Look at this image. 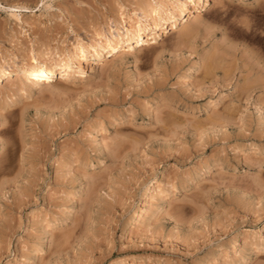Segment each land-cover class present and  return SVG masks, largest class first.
<instances>
[{
	"label": "rangeland",
	"instance_id": "obj_1",
	"mask_svg": "<svg viewBox=\"0 0 264 264\" xmlns=\"http://www.w3.org/2000/svg\"><path fill=\"white\" fill-rule=\"evenodd\" d=\"M116 1L0 0V264H264V0H126L152 38L31 89Z\"/></svg>",
	"mask_w": 264,
	"mask_h": 264
},
{
	"label": "bare ground",
	"instance_id": "obj_2",
	"mask_svg": "<svg viewBox=\"0 0 264 264\" xmlns=\"http://www.w3.org/2000/svg\"><path fill=\"white\" fill-rule=\"evenodd\" d=\"M114 3L121 10L125 11L126 15H120L116 17V19L112 23H110L104 28V31L102 33L98 34L97 37H94L89 42H84L81 34H78L73 40L75 44L74 45L75 48L72 49V51H70L69 54H67V56L65 57V61L63 63H49V62L48 63L47 62L46 63L45 62L44 63H37V62L25 63L23 62L15 66L18 68V70H21L24 72V74H20V76L26 77L28 79L29 78L33 79L31 84L29 83L31 89L37 87L38 85L40 86V84L41 85L44 84L45 83L44 80L50 78L52 75L56 73L60 74L61 76H64L66 79L70 78V76L74 74L75 69H79L82 67L81 62L84 59L87 60V58L89 59L93 58L95 59L96 61L95 64L97 65L102 57H105L106 55L110 54L111 52L116 50L118 47L124 46L125 44L130 43V41L141 43V42L148 40V38L153 37L152 32L151 33L146 32V29L150 27L149 22H150V17H151V13H149L147 9H144L142 7L141 8L136 7L134 5H129L128 4L129 2L127 3L126 0L116 1L109 5H113ZM0 6L7 7V11H8L7 15H9L11 19H17L20 12L34 11L33 7L26 5V4H11V5L5 6V4L2 5L0 3ZM102 12H104V9H99L95 13H91V14L89 13V15H92V16H89L87 14V16L89 17H86V18H88V20L89 19L94 20V18H96L99 14H102ZM81 18H82L81 20H84V15ZM74 19L75 17L69 19L71 20V22L68 21V23H65V24H67V26L70 24L71 25L77 24L78 20L76 21ZM64 20L66 21V19ZM57 35H59V32H55L54 36H57ZM54 39H57V37H54ZM25 52L28 55L31 54L33 57H38V58L46 57V56H49L51 53H53L52 50L40 51L37 49L27 50ZM10 57H11L10 55L3 53V51H0V78H1V72H4L5 70L10 69L9 68L10 66L7 65V62L6 63H1V62L7 61V59H9ZM199 64L201 63H198L193 68L195 70H198ZM193 68L190 69L191 72ZM14 96L15 97L10 99L9 104H16L17 97L16 95ZM18 97H21V96L19 95ZM154 186H155V183L150 184L148 188L149 190H147L146 193H150V190ZM141 213H142L141 209H139L138 212L135 214V217L136 219H138L139 222L141 221V216H140ZM133 230L134 228L132 226L129 231H133ZM240 233L242 234L244 232L241 230ZM241 239L242 238L239 234L235 240V245L240 246L242 242ZM47 246L48 245L44 243L35 252V254L37 256H40L39 254L43 253L45 251V248L47 249ZM243 256H244L243 258L245 259L246 255H243Z\"/></svg>",
	"mask_w": 264,
	"mask_h": 264
}]
</instances>
